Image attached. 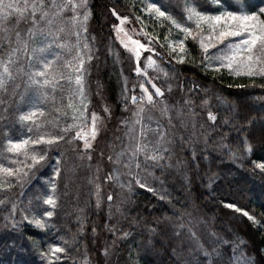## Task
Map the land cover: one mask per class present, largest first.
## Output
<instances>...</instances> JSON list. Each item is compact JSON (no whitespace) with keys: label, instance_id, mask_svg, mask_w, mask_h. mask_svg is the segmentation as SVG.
Wrapping results in <instances>:
<instances>
[{"label":"snow or ice","instance_id":"snow-or-ice-1","mask_svg":"<svg viewBox=\"0 0 264 264\" xmlns=\"http://www.w3.org/2000/svg\"><path fill=\"white\" fill-rule=\"evenodd\" d=\"M112 2L111 15L119 23L111 25L115 35L108 38L104 48L113 65L122 63L119 51L112 46L119 41L129 53L127 59L134 64L129 74L120 69L117 103L122 114L116 117L117 123L108 138V123L114 115L112 104L99 80L93 90L90 79L94 69L99 71L103 55L96 36L88 32L92 0H0V222L15 231L26 225L46 233L62 228L63 235L58 237L62 243L33 241L43 264L64 260L74 264H109L119 243L130 236L119 226L120 219L127 218V196L117 192L115 201L112 192L102 196L101 180L112 182L114 188L121 190L131 191L139 185L156 191L141 174L174 169L183 178L186 189L191 188L192 172L207 176L206 187L211 189L217 178L211 169L212 160L214 153L221 151L240 167L250 165L264 175V156L253 158L254 142L248 135L252 126L264 127V93L252 94L253 103L238 111L235 104L228 103L206 84L201 86L199 80L182 78V70L176 67L187 62L205 77L211 72L213 78L226 71L233 77L248 78V85L235 87L264 89V7L240 8L229 6L227 0H212L215 7L209 10L202 0H175L164 5L159 0H149L142 4L147 21L153 24L149 31L140 15L132 16L139 28L126 29L124 23L130 18L118 11L121 0ZM157 28H163V36L156 32ZM137 32L144 41L133 38ZM142 56L148 67H156L163 74L159 85L153 82L158 77H150L141 66ZM93 60L98 63L93 64ZM104 62L107 63V57ZM21 85L23 90L18 93ZM174 88L179 95L173 100ZM93 95L99 101L100 111L95 107L89 111ZM17 96L13 102L12 98ZM213 97L231 119L222 115L220 122H216L209 103ZM197 108L207 110V120L197 119ZM252 110L261 115L252 116ZM125 111L127 116L123 115ZM10 118L26 131L11 135L7 127ZM174 120L179 121L180 129ZM225 126L228 131L239 133L230 142H226L227 133L222 131ZM98 137L105 147L118 149L107 155L110 170L102 176L105 153L96 143ZM260 144L264 146V138ZM69 150L92 171L89 182L93 188L89 195L95 200L86 197L83 204L75 205L74 213L61 214L58 183L71 180L67 166ZM78 166L74 164L72 170ZM46 167H52V177L45 189L33 199H26L25 189ZM122 176L127 178L121 180ZM221 203L264 228V213L258 218L234 202ZM69 215L74 228L66 222ZM101 215L102 223L98 222ZM117 215L120 219L114 220ZM186 215L187 224L181 223L178 228H187L190 238L187 264H256L255 258L240 247L243 241L238 237H225L210 230L202 238L193 231L195 218L191 213ZM149 231L156 229L150 225ZM81 247L83 252H79ZM135 258L129 252V259Z\"/></svg>","mask_w":264,"mask_h":264},{"label":"trees","instance_id":"trees-1","mask_svg":"<svg viewBox=\"0 0 264 264\" xmlns=\"http://www.w3.org/2000/svg\"><path fill=\"white\" fill-rule=\"evenodd\" d=\"M159 2L164 5L170 2L175 3V0H159ZM202 2L209 10L215 7L212 0H202ZM227 3L229 6L234 7L258 9L261 0H227ZM112 6V0H92L93 11L90 22L96 28L94 33L97 36V42L102 41L105 43L108 40L107 35L111 34L110 30L107 32L106 23L111 14L110 8ZM118 11L130 18L134 15L141 16L140 11H137L134 4L129 0H121ZM143 18L146 19L147 15H144ZM148 22L150 23V21ZM111 65L112 61L106 63L105 68L107 69L104 71L102 80L107 85L108 102L121 112L120 105L117 103L120 85L116 82L117 76L115 78L112 75V70L115 69ZM176 67L182 70V78L191 77L199 80L201 86L206 84L208 89L222 95L228 103L235 104L238 111L241 106L253 103L252 94L264 93L263 89L253 86L235 87L236 84L248 85V79L246 77L230 76L226 71L217 74L213 78L211 72L205 77L197 67L187 62L176 64ZM169 76H171L170 71ZM229 85H233V87H229ZM22 90L23 85L17 89V92L19 93ZM166 95L168 94L166 93ZM178 95L179 90L174 88L171 99L178 98ZM5 99H8V97H5ZM17 99L18 96L12 98L13 102ZM209 103L211 110L217 116V123L220 122L222 115L231 119L229 113L222 111V108L217 106L215 97ZM12 111L13 109L10 107L9 112L12 113ZM197 112L200 113L197 119L207 120L206 109L197 108ZM250 114L254 117L261 115L255 110H252ZM123 115L127 116L128 112H123ZM208 122L211 123V121ZM173 123L177 129H180L178 120H174ZM7 127L13 136L21 131L20 123L16 122L14 118H10ZM222 131L227 133L226 142L232 141L234 137L239 135L235 130L228 131L227 126ZM248 135L249 139L254 142L253 158L264 156V146L260 144V140L264 138V127L256 124L252 126ZM184 155H187V153ZM214 156L215 159L212 160L211 169L217 173V178L211 184V189L206 187L208 177L198 175L195 172L190 173L192 185L190 189H186L183 178L174 169H166L163 173L160 169H155L141 174L148 185L156 191H148L146 188H140L139 185H134L131 191L126 188L122 189L121 195L128 198V202L124 205L127 209V218L120 219L117 215L114 220L120 219L119 226L128 231L130 236L119 243V250L111 255L109 264H187V249L190 238L187 228H178L181 223L187 224L186 213H191L195 218L193 231L201 235L202 238L210 230H214L225 237H238L240 241H243L240 247L245 249L246 254L252 255L256 260V264H264V228L253 225L241 213H237L221 203L222 201L234 202L238 206L250 210L259 218L260 214L264 213V175L259 174L258 170L254 171L250 165L240 167L238 163H234L229 157L224 156L222 151L214 153ZM96 160L97 156L94 154L92 163L95 164ZM83 163L77 161L74 154L70 150L68 151L67 166L71 180L70 182L62 180L58 183L60 204L58 211L61 214L65 211L74 213L76 210L75 205L77 203L83 204L86 197L95 200L94 196L89 195L90 190L93 188V185L89 182L92 171L84 167ZM74 164L79 166L73 171ZM52 167H54V164ZM52 167L41 169L37 177L32 180L31 185L25 189L26 199H33L45 189L47 181L52 177ZM124 178L127 177L124 176ZM65 183H68L67 188L64 187ZM209 191H212L211 195H209ZM112 193L115 201L117 192L113 191ZM160 196L166 198L162 200ZM33 202L35 203V201ZM185 205L187 208H185ZM176 214L183 215L178 216ZM65 219L68 227L74 228L72 216L69 215ZM103 220L104 216L101 215L98 222L102 223ZM150 225L156 229L155 232L149 231ZM63 232L64 230L61 228L52 233H46L30 225H26L20 231H15L0 222V264H43L33 241L38 240L42 244L47 242L62 243L58 237L63 235ZM257 250H260L259 255ZM83 251L84 249L81 247L79 252ZM129 252L136 258L130 260ZM91 255L94 256L95 254L91 253ZM58 264H74V262L64 260L58 262Z\"/></svg>","mask_w":264,"mask_h":264},{"label":"rangeland","instance_id":"rangeland-1","mask_svg":"<svg viewBox=\"0 0 264 264\" xmlns=\"http://www.w3.org/2000/svg\"><path fill=\"white\" fill-rule=\"evenodd\" d=\"M129 1H131V3L134 4V6L136 7L137 11H140L142 18L144 17V15H147L142 10V4L143 3H148L149 0H129ZM260 7H264V0H261ZM123 15H126V14H123ZM145 20H146L147 25H148V30L152 31V28H153V26H151L152 22L150 21V23H151L150 24L147 21V18ZM113 23H117L118 24L119 20H117L116 17H114V16H112L110 14L108 19H107V23L106 24H107V28H108L107 32L110 30L109 32H111V34L107 35V38H109L110 36L114 37V35H115L114 31L111 28V25ZM133 26H136L137 29L139 28V25L137 24V22L135 20H133L132 18H130L129 22H125L124 23V27L126 29H131ZM159 29H160V32H159ZM94 30H96V28H94V24L89 21L88 32L90 34L96 36V34L94 33L95 32ZM156 32L160 33L161 36H163L162 28H157ZM96 38H97V36H96ZM133 38L134 39H141L142 41H144V37L142 35H139L138 32L136 34H133ZM97 43H98V47H99L100 53H102L103 55L101 57V60L99 61V63H100L99 71L94 69L93 72H92V75L90 77V79L92 81L91 87H92L93 90H95L96 82L99 80V82L104 86V89H105V92H106V96H107L108 95L107 85H106L105 81L102 80L104 71L107 69V68H105L106 64L104 62V59H105V57H107V63H108L109 61L110 62L112 61V57L106 53V50L104 48V42L98 41ZM112 46H113L114 49L119 51L120 57H121V61H122V63H117L116 65H113V62H112V65H111L113 67V69H115V70H112V75L115 78L117 76V79H116L117 81L116 82H117L118 85H120V76H119L120 69L123 68L124 73L125 74H129L130 73V69H131V67L134 64V61H132L130 59H127V57L129 56V53L125 49H123V47L119 44V41H114ZM145 55H147V53H145ZM154 59H155V57H154ZM141 60L144 61V57L143 56L141 57ZM92 63L96 64L98 62L96 60H93ZM158 63L163 64L164 62L159 61ZM141 66L146 69V71L148 72V75L150 77L151 76L158 77L153 82H155V83H157L159 85L160 84V79L163 77V74L160 73L159 70L156 67H148V62L147 61H144ZM116 73H117V75H116ZM259 83H260V81L257 80V84H259ZM149 90L152 91L150 86H149ZM137 91H138V89H137ZM91 99H92V104L89 106V111H91V109L93 107H95L97 111H100V110H98V109H100V104H99V101H98L97 97L95 95H93L91 97ZM107 100H108V96H107ZM225 107H226V105H225ZM112 110H113L114 115H113L112 120L108 123V129H109V132L107 133V137L108 138H111L112 130L115 128V125L117 123L116 117L121 115V112L116 110L115 107H112ZM67 111L70 113L71 110L67 109ZM46 115H47V113H46ZM41 119H43V118H41ZM20 127H21V131L19 133H17L16 135H21V134H23L26 131V128L23 125L20 124ZM121 128H123V125H121ZM119 134L120 133H117V135H119ZM96 143H98L100 145V147L103 148L104 153H105V158H104L105 161L103 162V165L101 167V173H100V175L102 176L104 173H106V172H108L110 170L109 164H108V162L106 160L107 155L109 154V152H115L118 149H116V148H111L110 149L108 147H105L104 146V141L100 140L99 137H98ZM96 143H94V147L96 146ZM124 179H125L124 176H122L121 180H124ZM113 191L121 192L122 190L119 189V188H114L113 185H112V182H105V181L101 180V195L102 196L104 194H106L107 192H113ZM102 207H103V205H102Z\"/></svg>","mask_w":264,"mask_h":264}]
</instances>
